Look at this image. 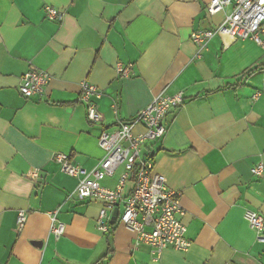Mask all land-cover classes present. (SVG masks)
<instances>
[{
  "label": "crops",
  "instance_id": "obj_1",
  "mask_svg": "<svg viewBox=\"0 0 264 264\" xmlns=\"http://www.w3.org/2000/svg\"><path fill=\"white\" fill-rule=\"evenodd\" d=\"M210 2L0 0V264H264V243L245 218L264 216V176L252 173L264 164V43L218 35L200 53L192 34L220 26L233 10L211 17ZM47 8L62 20H49ZM31 70L50 82L27 99L19 86ZM83 82L102 92L100 124L87 119ZM179 92L184 105L142 153L180 194L178 218L191 247L154 260L152 248L136 246L137 234L120 222L123 202L110 231L98 230L102 202L70 197L78 178L54 156L93 170L105 156L103 131ZM123 172L101 185L114 189ZM54 216L65 226L59 238L51 232Z\"/></svg>",
  "mask_w": 264,
  "mask_h": 264
},
{
  "label": "built area",
  "instance_id": "obj_2",
  "mask_svg": "<svg viewBox=\"0 0 264 264\" xmlns=\"http://www.w3.org/2000/svg\"><path fill=\"white\" fill-rule=\"evenodd\" d=\"M232 6L223 23L213 29L192 34V40L199 47L200 53L215 36H229L232 39L250 40L262 46L264 36V0H211L206 11L209 16L224 12ZM49 20L60 21L63 14L56 9L47 8ZM200 53L198 55H200ZM199 57V56H198ZM117 72L129 78L131 72L121 64ZM50 82L46 72L31 70L21 79L19 91L27 99L42 94ZM102 92L93 84L83 82L80 101L87 110V119L92 124H100L97 101ZM185 103L184 94L158 96L149 106L141 110L131 121L120 122L113 132L103 131L99 146L105 156L98 166L91 171L74 164L71 158L62 153L54 156L62 172L78 178V185L70 196L80 201L97 200L103 207L97 220V228L108 233L112 224L114 211L121 202L124 210L120 222L137 234L136 246L149 245L153 250L154 260H158L165 250L172 249L186 252L191 247L187 238V228L178 218L184 212L180 206V194L167 187L166 178L155 172V162L151 155H143L142 149L147 142L161 140L166 132V118L172 110L181 108ZM142 126L144 131L135 134L134 129ZM123 167L124 172L114 189L103 187L101 182L112 177ZM256 177L264 176V164L252 169ZM132 183L133 188L125 196L126 186ZM257 238L264 243V216L258 212H247L245 216ZM26 222V213L19 212L17 224L21 230ZM51 232L56 238L62 236L65 226L52 220Z\"/></svg>",
  "mask_w": 264,
  "mask_h": 264
},
{
  "label": "water",
  "instance_id": "obj_3",
  "mask_svg": "<svg viewBox=\"0 0 264 264\" xmlns=\"http://www.w3.org/2000/svg\"><path fill=\"white\" fill-rule=\"evenodd\" d=\"M117 216H118V209H116L113 213L112 224L116 222Z\"/></svg>",
  "mask_w": 264,
  "mask_h": 264
}]
</instances>
